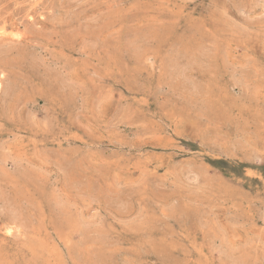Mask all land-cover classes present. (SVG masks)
Instances as JSON below:
<instances>
[{"label":"rangeland","instance_id":"obj_1","mask_svg":"<svg viewBox=\"0 0 264 264\" xmlns=\"http://www.w3.org/2000/svg\"><path fill=\"white\" fill-rule=\"evenodd\" d=\"M0 264H264V0H0Z\"/></svg>","mask_w":264,"mask_h":264},{"label":"bare ground","instance_id":"obj_2","mask_svg":"<svg viewBox=\"0 0 264 264\" xmlns=\"http://www.w3.org/2000/svg\"><path fill=\"white\" fill-rule=\"evenodd\" d=\"M6 229H7V231H6L7 233H12V231L15 229V227L11 225Z\"/></svg>","mask_w":264,"mask_h":264}]
</instances>
